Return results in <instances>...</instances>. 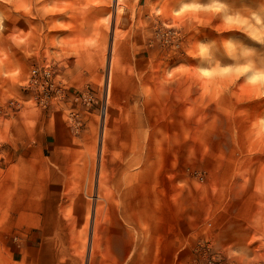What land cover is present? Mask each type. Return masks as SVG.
Wrapping results in <instances>:
<instances>
[{
  "label": "rangeland",
  "instance_id": "1",
  "mask_svg": "<svg viewBox=\"0 0 264 264\" xmlns=\"http://www.w3.org/2000/svg\"><path fill=\"white\" fill-rule=\"evenodd\" d=\"M56 163L62 259L98 211L112 264L118 209L123 264L163 237L264 264V0H0V264L33 263Z\"/></svg>",
  "mask_w": 264,
  "mask_h": 264
},
{
  "label": "crops",
  "instance_id": "2",
  "mask_svg": "<svg viewBox=\"0 0 264 264\" xmlns=\"http://www.w3.org/2000/svg\"><path fill=\"white\" fill-rule=\"evenodd\" d=\"M103 138V136H102ZM45 172L51 171V177L47 178V174L43 173L44 175L39 178V186L41 188V194L39 195V207L35 208L34 215L30 218V222L26 223L27 225L31 226L33 229V234L35 233L40 237V241L38 246L34 248L35 255L33 258L32 264H82L81 259L76 256L69 255L65 259H62V247L72 245L73 241L71 238L67 237L71 234L76 232V229L62 226L61 225V218L57 214V208L59 203L60 194L62 191V187L65 184V174L64 171L70 170V165L67 163H56V168L49 170L46 167H43ZM51 187V192H47L46 188ZM116 208V207H115ZM98 211L94 212V223L92 225L90 231V246H89V254L88 260L86 264H107V262L100 257V254L97 250V238H95L98 234H105L108 227L101 226L97 219ZM121 211L114 210L113 211V218L115 222L114 230V239L111 242L114 251V260L112 264H123L122 257V238H121V222L118 221L121 219ZM30 227V228H31ZM163 235L165 232H163ZM66 236V237H63ZM162 242L157 245L154 243L152 245V250H160L158 258H152L151 262L148 260V254H144L141 256L140 260L132 259L130 260L129 264H174V257L173 251L176 243L173 242L171 238L163 237ZM132 248V244H131ZM44 249L49 250V258H43L41 252ZM125 250V248H124ZM39 251V252H38ZM55 251V253H54ZM70 251V250H69Z\"/></svg>",
  "mask_w": 264,
  "mask_h": 264
},
{
  "label": "built area",
  "instance_id": "3",
  "mask_svg": "<svg viewBox=\"0 0 264 264\" xmlns=\"http://www.w3.org/2000/svg\"><path fill=\"white\" fill-rule=\"evenodd\" d=\"M32 72L35 73L36 69H33ZM210 224V222L207 223L208 226ZM194 249L200 257L194 258L187 264H243L237 263L227 252L216 248L207 239L199 240Z\"/></svg>",
  "mask_w": 264,
  "mask_h": 264
}]
</instances>
